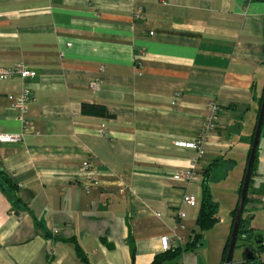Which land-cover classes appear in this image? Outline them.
<instances>
[{"label":"crops","instance_id":"obj_1","mask_svg":"<svg viewBox=\"0 0 264 264\" xmlns=\"http://www.w3.org/2000/svg\"><path fill=\"white\" fill-rule=\"evenodd\" d=\"M19 64L36 76L0 80V136H19L0 143V180L19 200L0 187V264H152L173 234L184 250L203 189L178 176L193 168L214 103L197 174L225 159L243 175L227 216L162 264H224L264 91V0H0V67ZM262 153L247 206L264 213Z\"/></svg>","mask_w":264,"mask_h":264},{"label":"trees","instance_id":"obj_2","mask_svg":"<svg viewBox=\"0 0 264 264\" xmlns=\"http://www.w3.org/2000/svg\"><path fill=\"white\" fill-rule=\"evenodd\" d=\"M262 100H263V97L258 98L259 107H261ZM83 110L85 113H90V114L97 115L103 118H111V116L107 113L106 109L100 106L84 104ZM259 112H258V116H259ZM263 128H264V124H263ZM254 132H255V129H254ZM253 138H254V133L251 139V146H252ZM251 146L249 148V155H250ZM249 155H248V159H249ZM257 155H258V152H257ZM257 155H256L255 165L252 171L250 186H251L253 177L256 173ZM233 165H234L233 162L230 160H225V159L215 160L213 164L205 170L203 178H202L203 196H202L201 210H200V214H199L198 221H197V229L194 231L195 237L193 238V241L190 244H188L184 250L171 249L170 251L165 252L163 255L157 256L152 264H162L163 260H165L167 257H177L182 253V251L193 250L195 247H197V245L201 241H203L205 233L215 227V225L219 222V218H220L219 217L220 204L215 200L212 194V190H211L212 184L215 181H217V179L219 180V175L217 176L215 169L216 168L220 169L222 173H224L223 177H226L228 175V172L233 168ZM247 165H248V161H247ZM242 186H243V181H242V184L239 190V197L241 194ZM0 187L9 194L13 203L15 204L19 203V200L17 198V190H18L17 186H15L11 182V180L7 176H4L3 174L1 175ZM248 202H249V198L247 196L242 219L240 222V227L238 230V237H237V243H236L235 250L238 248H241L244 250L246 248H249L253 252L254 259L248 260L246 256H244V260L240 264H264L262 262L263 253H264L263 235L261 233H258L257 230L251 226V221L248 220V218L244 217L245 209H246ZM237 209H238V205L235 208V210L232 212L233 227H234V223H235V219L237 215ZM232 231H233V228H232ZM232 231H231V235H232ZM230 240H231V236L229 240L227 241V244L224 248V255H223L224 264L226 263V259L228 256ZM79 256L83 257L82 252L80 250H79ZM232 264H236V263H234L232 260Z\"/></svg>","mask_w":264,"mask_h":264},{"label":"built area","instance_id":"obj_3","mask_svg":"<svg viewBox=\"0 0 264 264\" xmlns=\"http://www.w3.org/2000/svg\"><path fill=\"white\" fill-rule=\"evenodd\" d=\"M14 75H18L23 80L29 81L30 79L35 78V72L27 69L24 65L19 64L12 68H5L0 67V80H8ZM32 100V95L29 89H25L18 102L16 104L17 108L21 111V113H25L28 109V105ZM221 109L219 106L214 103L211 105V116L205 121V124L202 128L201 138L198 140L197 143L191 145V149H194L197 152V158L193 162L192 170L179 174L178 178H185L190 182H201L202 178L197 174V167L200 163V160L204 156V146L207 144L209 139V133L213 132L219 123ZM19 136H0V143L8 144L18 141ZM83 168L85 170H89L90 165L88 162L83 163ZM91 183L94 186H99L100 182L96 179L91 180ZM184 204L190 207H197L198 201L195 196L191 194H186L183 200ZM181 218L185 217L184 213L180 214ZM161 249L163 252H168L173 248V245L176 244L178 241H181V238L177 237L176 234L172 236H163L161 237Z\"/></svg>","mask_w":264,"mask_h":264},{"label":"rangeland","instance_id":"obj_4","mask_svg":"<svg viewBox=\"0 0 264 264\" xmlns=\"http://www.w3.org/2000/svg\"><path fill=\"white\" fill-rule=\"evenodd\" d=\"M260 93H261L260 96L263 97L264 91L262 90ZM263 141L264 140L261 141V144L259 146L261 153H259V155H257L258 157H257V162H256V169H258V167L262 165L261 155L263 154L262 152H264V147H263L264 142ZM250 146H251V142H250ZM260 159H261V165H260ZM216 170H217V168L215 169V172H216L217 176L219 175V180L217 179L218 181H215L214 184H212L211 190H212V194H213L214 198H216L217 201L220 203L219 214L221 217H223V216H227L226 211H228L227 209L229 208L231 198L235 195L234 194L235 190H236L235 186L237 187V184L239 183V178H240V176L243 175V174L241 175V173H243V169L241 168V165H236L234 168H232L228 172L226 179L222 178L224 175V173H222V171H219L217 173ZM260 173H261V180L262 181L259 180L258 181L259 183L264 182V174H263V172H260ZM256 175H257V173H255L254 177H256ZM253 183H254V181L252 180L249 190H251ZM248 194H249V192H248ZM246 208L247 209H245L244 217L248 218V220H250V218L254 217V220H253L254 226L258 229V233H262L263 227H264V213H263V211L259 208H256L255 210H249L248 209L249 206H246ZM238 251H239V249H236V251H234V255H233L234 260H236L238 258Z\"/></svg>","mask_w":264,"mask_h":264},{"label":"water","instance_id":"obj_5","mask_svg":"<svg viewBox=\"0 0 264 264\" xmlns=\"http://www.w3.org/2000/svg\"><path fill=\"white\" fill-rule=\"evenodd\" d=\"M263 124H264V94H263L262 104L260 107L259 117H258V120L256 123V128H255V132H254V138H253L252 146L250 149L248 165H247L245 177L243 180V186H242V190H241V194H240V200H239V204H238L237 215H236V219H235V223H234V227H233V231H232V235H231L229 252H228V256H227L225 264H232L234 250H235L236 243H237L238 230L240 227V222L242 219L246 199L248 196L252 171H253V168L255 165L256 155H257V151H258V147L260 144L261 135H262V131H263ZM244 253H245V256L248 260L254 259L253 252L249 248H246L244 250Z\"/></svg>","mask_w":264,"mask_h":264}]
</instances>
